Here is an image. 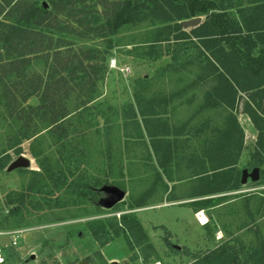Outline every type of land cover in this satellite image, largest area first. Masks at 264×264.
Segmentation results:
<instances>
[{
	"label": "trees",
	"instance_id": "obj_1",
	"mask_svg": "<svg viewBox=\"0 0 264 264\" xmlns=\"http://www.w3.org/2000/svg\"><path fill=\"white\" fill-rule=\"evenodd\" d=\"M43 1L0 0V171L8 165L9 151L22 153L26 141L38 167L18 169L29 178L20 190L6 194V216L15 224L24 212L94 203L104 183L123 187V177L136 176L124 166L136 159L137 147L155 151L159 136L184 132L189 119L170 113L195 100L202 83L208 84L203 94L214 108L217 102L232 107L238 90L257 94L243 107L259 132L254 157L243 165L262 166L264 112L257 110L264 99V0H46V7ZM197 16L204 21L181 26L180 21ZM121 34L127 55L158 67L135 81L133 101L113 106L98 99L96 60H105L113 40L121 44ZM90 36L107 38L102 54L90 45L75 46ZM208 125L234 131L240 141L235 152L202 153L199 162L207 160L206 172L216 177L217 170L237 163L243 127L231 113ZM95 152L101 158L94 167L98 175L87 170ZM147 196L146 191L130 209L146 204ZM85 229L100 245L122 236L133 249L146 239L133 211L89 220ZM213 252L216 264H237L228 249Z\"/></svg>",
	"mask_w": 264,
	"mask_h": 264
},
{
	"label": "rangeland",
	"instance_id": "obj_2",
	"mask_svg": "<svg viewBox=\"0 0 264 264\" xmlns=\"http://www.w3.org/2000/svg\"><path fill=\"white\" fill-rule=\"evenodd\" d=\"M100 1L107 4V0ZM101 9L102 6L98 4L97 10ZM234 12L235 8L228 10L230 15H234ZM199 17L200 21H204V16ZM121 35V44L113 40L105 60H96V64L101 66L96 79L100 94L98 99L113 106L133 101L135 81L141 76H152L158 67L156 64L147 66L137 58L127 55L129 46L122 44L126 39L123 38L125 34ZM83 44L93 46L102 54L108 42L106 37L90 36L85 41H77L75 46ZM110 57H115L120 65H127L129 72L123 74L110 69L107 63ZM243 96L256 97L257 94L252 91L242 92ZM28 102L35 103V98H30ZM241 105L237 109V116L248 142L255 135V127L249 115L247 117L240 113ZM259 111L264 112V100ZM79 137L78 134L77 138ZM89 138L90 146H93V136L89 134ZM100 142L101 140L98 145ZM28 144L26 141L21 145L22 153L15 154L14 150H10L8 165L0 171V264H111L112 261L117 264H216L217 254L213 251L220 249L235 253L237 264H264V202H259L256 196L251 197L252 202L243 200L245 197L241 196L242 201L228 204L229 206L219 211L218 216L210 210L212 216L208 217L205 225L200 226L198 218H195L185 204L130 209L131 204L144 194L136 180L130 179L122 181L123 187L111 182L102 184L96 190L97 198L94 203L81 207L24 212V217L15 224L10 216H6L9 210L6 194L11 190H20L29 178L25 170L18 169L38 170L35 160L28 154ZM255 149L252 145L249 152L241 153L242 164L251 162L250 157H254L251 153ZM18 156L29 160L28 167L8 170L9 164ZM92 158L93 162L87 170L98 175L94 167L99 165L101 158L96 152ZM249 166H246L248 172L253 167ZM258 175L260 178L262 175L264 180V163L258 167ZM103 186L121 189L122 198L115 200L112 193L102 189ZM257 186L254 191L264 193V187L260 189ZM254 188L246 182L241 186V192L246 194L245 191H253ZM109 200H114L111 206L106 205ZM224 210L226 211L223 214ZM132 211L137 215L146 234L144 243L133 249H130L122 236L100 245L85 229L89 220L118 218L120 214ZM217 233L220 238H217ZM31 255L34 257L30 258ZM205 255L209 256L204 257ZM227 264H230L229 260Z\"/></svg>",
	"mask_w": 264,
	"mask_h": 264
},
{
	"label": "crops",
	"instance_id": "obj_3",
	"mask_svg": "<svg viewBox=\"0 0 264 264\" xmlns=\"http://www.w3.org/2000/svg\"><path fill=\"white\" fill-rule=\"evenodd\" d=\"M207 85L205 83L201 84L202 92L195 96V100L186 101L184 106L181 105L177 108L179 110L177 113H170L171 117H175V119L176 116H178L179 120L182 118L184 120L189 119L184 132L178 134V136H174L171 132L159 136L156 139L158 147H156L155 151L151 150L149 146L148 148L137 147L134 152L136 159L131 164H125L124 168L127 167L135 171L136 176L132 179L136 180L139 189L142 187L143 193L148 192L147 199L145 200L147 203L138 206L136 210L161 205L185 204L188 205L187 207L195 218H198V214L200 213L206 218L207 223L208 217L212 216L210 210L218 216L219 211L223 210L228 204L234 203L237 200L242 201L240 199L241 196L242 198L243 196L245 197L243 200L248 199L250 202H252L250 199L253 196H256V198L264 197L263 192L254 191L256 187L258 188L257 185H259L260 189L264 187L262 175L261 178L258 175L254 180L247 177L245 182L241 181V172L243 169H247L241 163V153L245 151L249 152L252 145L253 148H257L256 141L259 132L256 128H254L255 135L252 136L253 139L248 142L245 140L243 130V146L239 151L237 163L217 170L215 172L216 177H210L212 172H206L208 170L207 160L204 163L199 162L202 159V153L210 150L222 152L227 148L235 152L239 149L240 141L238 133L235 134L234 131L226 133L222 127L219 129L218 124L225 120L226 113L234 115L239 126H241L237 116V113H239L237 109L242 104L240 113L248 117L243 108L247 97H242L241 90L237 91L232 107H226L224 102H221L220 105L217 102L214 108L212 104H209V99L203 94V91L207 89ZM257 112L260 113L259 110ZM210 121L211 123L215 122L218 127L216 129H209L208 123ZM226 138L228 139L226 140ZM145 140L148 145V140ZM130 153L132 154V152ZM172 155H174V158H172ZM170 156L171 158H169ZM130 179L125 176L121 180L128 181ZM235 182L237 183L235 188L225 189V186H230ZM246 182L252 188H255L252 189L253 191H245L247 193L244 194L241 192V186ZM252 183L255 185H252ZM228 209L229 207L226 210ZM226 210L222 211V213ZM200 222V226L206 224ZM217 238H220L218 233Z\"/></svg>",
	"mask_w": 264,
	"mask_h": 264
},
{
	"label": "water",
	"instance_id": "obj_4",
	"mask_svg": "<svg viewBox=\"0 0 264 264\" xmlns=\"http://www.w3.org/2000/svg\"><path fill=\"white\" fill-rule=\"evenodd\" d=\"M42 5L44 7L47 6L46 2L43 1ZM200 22V17H192L190 19L187 20H182L180 22L181 26L184 28L187 27H191V26H195ZM29 165V160L24 158L23 156H18L14 161H12L9 166H8V170H13L16 168H20V167H28ZM258 176V168L257 167H253L251 169L250 172L247 171V169H243L241 172V181L245 182V179L247 177H250V179L254 180L256 179ZM102 189L112 193L115 196V200L121 199L123 196V191L117 187L114 186H103ZM114 203V200H109L107 201L106 205L107 206H111ZM34 256L31 255L30 258H33ZM84 264V263H81ZM111 264H117L115 261H112Z\"/></svg>",
	"mask_w": 264,
	"mask_h": 264
},
{
	"label": "built area",
	"instance_id": "obj_5",
	"mask_svg": "<svg viewBox=\"0 0 264 264\" xmlns=\"http://www.w3.org/2000/svg\"><path fill=\"white\" fill-rule=\"evenodd\" d=\"M107 63L110 69L118 70L119 72L123 74H127L129 72V67L127 65H120L115 57H110ZM198 220H199V217H198ZM1 261L2 259L0 256V262Z\"/></svg>",
	"mask_w": 264,
	"mask_h": 264
},
{
	"label": "bare ground",
	"instance_id": "obj_6",
	"mask_svg": "<svg viewBox=\"0 0 264 264\" xmlns=\"http://www.w3.org/2000/svg\"><path fill=\"white\" fill-rule=\"evenodd\" d=\"M199 217V221H201V223H206V218L203 217L200 213L198 214Z\"/></svg>",
	"mask_w": 264,
	"mask_h": 264
}]
</instances>
